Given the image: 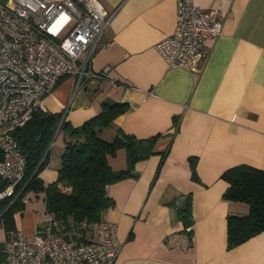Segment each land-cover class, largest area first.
Here are the masks:
<instances>
[{"label": "crops", "instance_id": "crops-1", "mask_svg": "<svg viewBox=\"0 0 264 264\" xmlns=\"http://www.w3.org/2000/svg\"><path fill=\"white\" fill-rule=\"evenodd\" d=\"M99 1L114 11L101 38L111 45L93 59V69L107 78L75 88L64 76L46 95L44 111L60 112L77 126L97 115L104 101L126 103L100 129L103 139L159 135L153 153L135 163V176L107 186L114 205L103 218L116 224L122 244L113 264H264V230L227 248V216L245 215L249 207L223 198L228 183L221 178L242 163L264 169V0H194L217 8L223 20L197 71L169 66L153 48L174 30L176 0ZM67 139L58 127L38 174L45 184L57 177ZM108 162L123 168L124 149ZM33 194L44 206V193L29 191L15 214L16 227L27 235L45 225ZM188 200V216L181 218ZM4 239L0 224V246Z\"/></svg>", "mask_w": 264, "mask_h": 264}, {"label": "built area", "instance_id": "built-area-1", "mask_svg": "<svg viewBox=\"0 0 264 264\" xmlns=\"http://www.w3.org/2000/svg\"><path fill=\"white\" fill-rule=\"evenodd\" d=\"M114 11L99 0H0V177L6 182L0 198L20 194L25 156L15 139L39 110L45 97L64 76L75 88L88 79H105L93 69L102 34ZM223 20L217 8L194 0H176V24L153 48L171 67L197 71L210 46L221 35ZM111 81V80H109ZM25 202V199H22ZM27 235L19 228L5 231L0 264H113L122 244L114 222H82L86 241L55 232L52 216Z\"/></svg>", "mask_w": 264, "mask_h": 264}, {"label": "trees", "instance_id": "trees-1", "mask_svg": "<svg viewBox=\"0 0 264 264\" xmlns=\"http://www.w3.org/2000/svg\"><path fill=\"white\" fill-rule=\"evenodd\" d=\"M127 108L126 103L104 101L97 115L77 126L66 122L60 112L39 110L24 126L16 129L14 136L25 156L24 176L16 193L25 186L15 199L14 195L0 198L2 228L8 231L16 227L15 214L24 209L22 199L27 192H43L45 213L55 221L53 230L77 242L88 240L90 233L80 224L103 219L104 212L114 205L107 186L135 176V163L153 153L159 137L158 134L146 138L116 134L112 140L103 139L100 129L112 124ZM58 127L66 132L68 139L55 181L45 184L38 174L46 164L48 155L43 156ZM119 148L125 151V166L113 169L108 156L114 155ZM189 164L192 176L197 177L194 157L189 158ZM221 178L228 183L223 198L245 202L249 207L245 215L227 216L226 239L230 249L264 230V169L242 163L225 170ZM5 186L6 182L0 177V192ZM189 210L188 200L179 210V216L187 217Z\"/></svg>", "mask_w": 264, "mask_h": 264}, {"label": "rangeland", "instance_id": "rangeland-1", "mask_svg": "<svg viewBox=\"0 0 264 264\" xmlns=\"http://www.w3.org/2000/svg\"><path fill=\"white\" fill-rule=\"evenodd\" d=\"M25 195L23 198L25 199V202H26L27 198L25 197ZM13 199H14V197H13ZM31 201H32V203H35V206L38 207L37 212L39 211V213H41L43 215V218H44V216H46V213H45L44 206L42 204V199L39 196H36L33 194V196L31 197Z\"/></svg>", "mask_w": 264, "mask_h": 264}, {"label": "water", "instance_id": "water-1", "mask_svg": "<svg viewBox=\"0 0 264 264\" xmlns=\"http://www.w3.org/2000/svg\"><path fill=\"white\" fill-rule=\"evenodd\" d=\"M47 151H48V148H47V150H46V152H45V154H44V156L43 157H45L46 156V154H47ZM42 161V160H41ZM39 166V165H38ZM38 166H37V168H38ZM37 168L34 170V172L32 173V175H31V177L36 173V171H37ZM28 182V181H27ZM26 184V183H25ZM25 186V185H24ZM24 186L22 187V189L24 188Z\"/></svg>", "mask_w": 264, "mask_h": 264}]
</instances>
